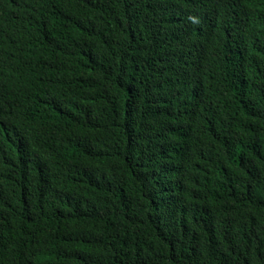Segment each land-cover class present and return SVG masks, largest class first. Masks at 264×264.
<instances>
[{"label":"trees","instance_id":"1","mask_svg":"<svg viewBox=\"0 0 264 264\" xmlns=\"http://www.w3.org/2000/svg\"><path fill=\"white\" fill-rule=\"evenodd\" d=\"M0 264H264V0H0Z\"/></svg>","mask_w":264,"mask_h":264}]
</instances>
